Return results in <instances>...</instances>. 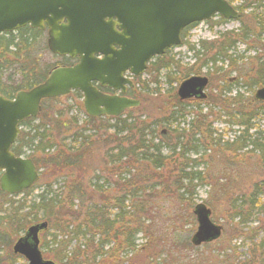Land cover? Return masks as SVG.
Returning a JSON list of instances; mask_svg holds the SVG:
<instances>
[{"label": "trees", "instance_id": "16d2710c", "mask_svg": "<svg viewBox=\"0 0 264 264\" xmlns=\"http://www.w3.org/2000/svg\"><path fill=\"white\" fill-rule=\"evenodd\" d=\"M230 1L235 2L236 0ZM237 8L241 13L238 19L242 24L241 32L231 31L228 33L233 36L224 35L223 42L214 46L217 53L206 62V65L211 62L212 66H215L219 56H227L226 49L233 45L237 38L241 37L247 42L249 36L256 37L255 33L258 36L264 34V0H241ZM244 18L251 19L253 26L249 27L247 24L243 26ZM226 22V19L219 17L212 24ZM29 31L26 28L18 34H0L1 93L4 92L1 87L3 75L9 68L8 63L14 61H27L29 65L34 66L33 81L31 79V82L24 83L25 85L30 87L43 81L47 71L43 72V65L40 64L41 56L30 55L35 49L37 36ZM197 52H200V49ZM166 54L156 57L147 72H151L154 66L159 67L160 70L171 69L170 62H166ZM213 69L207 73L210 81L213 79L212 74L217 76L218 72H225L223 67L217 68L216 66ZM192 73L194 72L188 74L187 77ZM227 75L223 73L222 78ZM166 78L171 81L176 79L169 74ZM221 80L220 92L209 93L205 99L185 100L174 95L175 109L172 113L174 120H177L179 115L187 116L190 111H185V109L196 106L194 104L199 102H205L207 108V111L200 107L189 113V116H192L189 122L190 127L179 132V139L175 144L164 141L168 133L158 134L150 126L144 125V122H141L140 126L134 123L135 117L132 111L139 110L141 105L118 117L86 116L85 125L80 127H77L79 120L73 117L74 125L70 130L73 133L69 136L73 140L69 143H61L64 135L61 131L62 124L56 126L57 133L54 134L50 126L46 127L45 120H43L45 115H43L39 130L22 135L19 144L15 147L17 154L29 151V155L40 169L38 184L36 188L25 191L17 203H10L8 209H1L0 212H5V215L0 217V221H4L0 226L4 225L6 232L16 236L26 229L27 225L38 222L42 218L48 222L42 246L52 259L60 262L59 264H118L122 253L132 250L134 252V249L139 246L136 243V235L145 231L143 221L134 222V213L145 211L149 213L152 206L149 204L158 198L157 193L153 194V191L148 193V198H145V187L149 183H153V188L155 179L165 180L167 185H163L164 189H167L168 183L173 184L176 195L180 198H184L187 193L194 197L196 188L206 185L210 186L215 194L221 193L218 195V201L224 199L228 203L232 213L227 224L236 221L240 226V231L246 227L254 232L248 240L252 242L257 239L254 243L255 258H252L249 264H253L255 259L258 260V264H264V234L261 237L258 235L257 225V228H250L247 225L248 223L254 224V220L260 221L256 219V216L264 213V100L257 99L254 93L252 96H246L238 91L234 83ZM253 84V88L264 86V64L254 75ZM156 91L160 89L156 88ZM73 94L81 98L80 93L74 92ZM192 101L194 103L189 104ZM213 107H218L219 113L217 114L226 117L225 122L238 128L234 130L233 138L217 139L214 137L216 131L204 130L206 117L214 115ZM260 108L262 109L258 112L253 111V109ZM215 119L218 120L219 117ZM155 124L159 125L160 122ZM63 126L66 127L64 124ZM208 127L211 129L210 126ZM101 129L105 132L102 133ZM133 129L137 130L134 135H132ZM100 132L105 143L114 145L113 148L105 151L107 170L111 172L108 166L113 170L116 167L121 174L118 176L121 181L116 184V187L124 192L123 196L111 197L110 195L115 190L108 189L105 193L109 195L103 196L104 203H101L93 201L87 193V188L83 186V183L78 184L77 181L70 184L67 190L66 183H64L62 188L65 187L66 191H62L61 188L54 190L52 186L56 182L42 185L44 172L47 170L55 172L63 169L74 170L85 165V159L92 155L94 147L99 144ZM201 134H204L206 144L200 143L201 138L197 135ZM207 136L212 140L210 146L216 145L217 147L210 152V160L206 159L209 153ZM159 138L160 140L156 141ZM194 155L196 157H193ZM216 155L224 160L220 167L215 165L216 161L222 162L215 158ZM135 163L139 167H134ZM120 164H126L127 168ZM131 169L135 171L132 173ZM99 174L96 175L94 181L97 189H93L92 193L97 190L104 191L105 185L107 188L114 185L110 176L106 179ZM99 180H101L100 184ZM38 187L41 188L40 192L34 198H29V195ZM67 194L66 199L70 201V204H65L69 209L64 217L70 218L71 225L59 212L66 202L63 198ZM74 200L81 203L80 205L77 203L75 210ZM87 200H90L89 203L84 204ZM56 214L60 216L57 220L55 219ZM61 218H63L62 222H60ZM156 219V216L152 217L153 221ZM162 219L168 223L172 221L165 213ZM5 237L8 236L2 235L0 243H7ZM121 238L123 242H119ZM192 248L198 249L199 247L193 246ZM222 252L225 251L222 250ZM223 256L226 259L222 264H238L236 259L235 262L230 263L232 258L228 253L225 252Z\"/></svg>", "mask_w": 264, "mask_h": 264}, {"label": "rangeland", "instance_id": "374dc122", "mask_svg": "<svg viewBox=\"0 0 264 264\" xmlns=\"http://www.w3.org/2000/svg\"><path fill=\"white\" fill-rule=\"evenodd\" d=\"M238 3H241V0L235 1L236 5ZM217 20V18H214L209 22L198 23L191 27L184 35L182 45L174 47L167 52L166 62H170L171 69L168 68V71L165 68L160 70L159 67L154 66L151 72L143 74L141 78L137 80L138 83L139 81H141V83L137 86L135 94L137 98L141 99V108L132 111L135 117L134 123L140 126L141 122H144V125L150 126L158 134L168 133L167 138L164 139L165 142L175 144L178 142L179 132L183 129H189V122L192 119V116H189L190 112L200 107L207 111L205 107L206 104L205 102L202 103V101L198 104H194L196 106L187 107L185 111H190L187 116L179 115L177 120L173 119L172 113L175 109L173 97L177 95L181 80L183 81L186 79L191 72H194L191 75H207V73L210 70L213 71V68L216 66L217 68L223 67L225 72H218V77L216 74H212L213 79L206 88L207 94L220 92L219 87L222 85L221 79L234 83L238 91L246 96H252L253 93L255 95L258 89L257 87L253 88V80L254 75L257 74L258 68L264 64V34L258 36L257 33H255L256 35L254 36L256 37L249 36L250 38L247 42L241 37L237 38V41L226 49L227 56H219L215 66H212L213 64L211 62L209 65H206V62L217 53L214 46L223 42L224 35L233 36L231 33H228L231 31L241 32L240 29L242 24L239 23L238 20H227L226 23L217 25L212 24L213 21ZM249 20L244 18L243 26L247 24L249 27H252L253 22L251 19ZM42 42V38L39 39V44L37 47L35 46V49L32 51L33 54L31 53L30 55L36 54V57L41 56L40 64L43 65V72L47 71L46 69L49 65L52 66L53 64H62L66 62L70 63L66 58L63 60L66 62H63L59 57L48 53L42 48L45 46ZM199 49L200 52H197ZM152 61H154V59H152ZM223 73L228 75L222 78ZM167 74L176 79L171 81L169 78H166ZM156 88H159L160 91H156ZM250 89H252V91H250ZM82 100L83 99L79 98L76 94L71 93L61 100V102L57 101L58 103H56L52 101V103L47 102L45 105V117L43 116V120L49 124L54 134L57 133L56 126L62 124L61 128L63 129H61V131L62 135L64 134L62 136L64 140L62 139L61 143H69L73 140L72 137L69 138L73 133V131H70L74 125L73 117L79 120L77 127L85 125L84 121L86 120V114L83 109ZM193 103L194 101L189 104ZM261 109L262 108L253 109V111L258 112ZM213 113L214 115L206 117L204 121L206 128L204 130L216 131L214 137H217V139L233 138L235 135L234 130L238 128L235 126L232 127L228 122H225L226 117L221 115L218 116V107H213ZM216 117H219V119L216 120ZM39 120L41 122V119ZM156 122H160V124L156 125ZM63 124L66 127H64ZM208 126H210L211 129H209ZM101 132L104 133L105 130L101 129ZM101 132L99 133V144L94 147L91 153L92 155L85 159V165L81 168H75L74 170L63 169L57 172L47 170L44 172L42 185L56 182V184L52 186L54 190L56 188H61L62 191H66L70 184L77 181L78 184L83 183V186L87 188V193L93 201H99L101 203H104L102 200L103 196L109 195L105 193L108 189L115 190V192L110 195L111 197L123 196L124 192L116 187V184L121 181L118 178L120 174L119 171H117L116 167L113 170L110 166L108 167L111 172L107 170L105 151L106 149L113 148L114 145L105 143ZM136 132L137 130L133 129L132 135ZM203 135L204 134L197 136L201 138L200 143L206 144ZM158 140H160V138L156 141ZM211 143L212 140L207 136V144L209 146V153L206 156L207 160L211 159L210 152H213V149H217L216 145L210 146ZM164 152L168 153L166 150H164ZM193 157L196 156L194 155ZM215 158L222 161H216L215 165L219 167L222 166L224 160L218 155H216ZM140 164L142 163L140 162ZM120 166L127 168L126 164H120ZM135 166L139 167L136 163L134 164V167ZM134 171V169H131L132 173ZM98 173L106 179L110 176V180L113 181L114 185H112L111 188H107V185H105L104 191L97 190V192L92 193L93 189H97L94 181ZM171 181V178H169V182ZM227 181L231 182V180ZM100 182L101 180H99V184ZM154 182L153 188V183H149L145 187V198H148V193H152V191L153 194L157 193L156 195L158 196L157 200L149 204H152L151 211L149 213L146 211L134 213V222L143 221L145 229L144 232H140L136 235V243L139 246L134 249V252L132 250L128 253H122V257L120 256L118 264H222L224 263L223 260L226 259L223 256L225 252L232 258L230 263L235 262L236 259L238 264H249L252 258H255L254 250L256 246L254 243L257 239H254L252 242L248 240L254 235V232L246 227L240 231V226L236 221L227 224L232 211L229 209L226 200L223 199L222 201H218V195L221 193L215 194L210 186L205 185L196 188L194 197L187 193L184 198H180L176 195L173 184L168 183V187L165 190L163 185L166 186L167 181L155 179ZM64 183H66L65 186H67L66 190L65 187L62 188ZM158 185L160 186L157 187ZM39 188L40 187L35 189L33 193L29 195V198H34L35 195L40 192L41 188ZM67 196L68 194L63 198L66 202L63 204V207L59 209V212L65 221L71 225L69 222L70 218L64 217V214H66L69 209L65 204H70V201L66 199ZM89 201L90 200L85 201L84 204H88ZM73 202L75 210L77 209V205L81 203L78 200H74ZM128 202L131 204L130 200H128ZM201 202L206 203L211 209L212 220L223 226V235L222 238H218L209 244L206 243L207 245L203 243L198 246V249H193L191 239L197 231L198 226L194 210L196 205ZM3 208H7V206L5 205ZM131 211H134V209H131ZM164 213L171 218L172 221L170 223L162 219ZM153 216L157 217L155 221L152 220ZM59 218L60 216L56 214L55 219L57 220ZM63 218H61L60 222H62ZM40 219L42 220V218ZM256 219H260V221L254 220V224L248 223L247 225L250 228L258 227V235L261 237L264 234V213L256 216ZM1 223H4V221H0V224ZM168 225H170V227H168ZM4 227V225L0 226V239L2 235H6ZM24 231L25 229L18 234V237L23 235ZM16 237L17 236L9 233L8 237H5L7 243H0V245H4L0 246V264H27L23 259L21 260L11 255V244ZM10 241L11 243H9ZM119 242H123V238H121ZM41 249L47 257H50L45 248L42 247ZM222 250L225 252H222ZM50 259L52 258L50 257ZM55 262L57 264L60 263L59 261ZM253 264H258V260L255 259Z\"/></svg>", "mask_w": 264, "mask_h": 264}, {"label": "water", "instance_id": "95a60500", "mask_svg": "<svg viewBox=\"0 0 264 264\" xmlns=\"http://www.w3.org/2000/svg\"><path fill=\"white\" fill-rule=\"evenodd\" d=\"M215 15L238 19L240 12L228 0H0V33L27 24L43 28L46 22L51 51L80 59L74 66L55 68L44 82L18 92L14 100L0 95L2 190L20 193L39 178L32 159L16 156L11 147L20 134L19 123L37 116L43 99L80 90L88 114L119 116L138 106L140 100L103 93L93 81L124 91L125 84L133 86L132 81L122 80L124 70L134 75L144 73L153 57L182 43L186 26ZM114 17L123 28L120 33L115 31ZM97 53L104 57L98 60ZM208 83L207 76H190L180 83L177 94L181 99L205 98ZM255 97L264 100V87L256 90ZM194 213L198 226L191 242L195 246L221 237L223 227L212 220V211L205 203H198ZM47 227L46 221L30 225L16 240L13 251L25 256L29 264H56L44 259L39 247V232Z\"/></svg>", "mask_w": 264, "mask_h": 264}, {"label": "flooded vegetation", "instance_id": "af4514ba", "mask_svg": "<svg viewBox=\"0 0 264 264\" xmlns=\"http://www.w3.org/2000/svg\"><path fill=\"white\" fill-rule=\"evenodd\" d=\"M108 20V18H107ZM113 22H115V31L120 33L123 31V28L120 26V24L118 23V19L116 17L113 18ZM62 22H59V24H61ZM64 23H67V19H64ZM28 28L32 34L36 35L37 36V40H36V47L37 45L39 44V39L42 38L43 42L42 44H45V46H43L42 48L45 49L48 53H51L52 55H55L56 57H59L62 61L66 58L68 61H70V63L66 62V61H63V62H66V63H62V64H53L52 66H48L47 67V72L46 74L44 75V78H43V81L41 82H44L47 77L49 76L50 72L52 70H54L55 68H58L60 66H72V65H75L76 63H78L80 61L79 57H76V58H72L70 56H67V55H59L57 53H54L51 51L50 47H49V31H50V27L49 25L44 22V27L41 28L39 26H32L31 24H27L21 28H18L16 29L15 31L13 32H8V33H13V34H18L21 30H24ZM191 28V25L190 26H187L183 29L182 31V36H184L186 34V32ZM3 34V33H2ZM116 49H119V46L118 45H115L114 46ZM172 49V48H171ZM104 57L103 54L101 53H97L96 54V58L98 60H101L102 58ZM60 61V62H62ZM9 64V68L7 69V71H5V74L3 75V80H2V84H1V87L3 89V93L0 92V95H2L4 98L8 99V100H14L17 93L20 92V91H25V90H30L31 88H33L35 85H32V86H28V85H25L24 83H29L31 82V79L33 81V77L35 75V69H34V66L33 65H29L26 62H18V61H14L12 63H8ZM122 80H127V79H132L133 81V87H131L130 85H125L123 88H124V91H122V89H119V90H115V89H111L107 86H102L100 84L99 81H93V84L94 86H96L101 92L103 93H108V94H111V95H118V96H128V97H132V96H135V93H136V80L138 77L134 76L129 70H124L122 72ZM40 83V82H39ZM75 92H78L81 94V91L79 90H76ZM68 95L70 94H66L65 96H61V97H57V98H49V99H43L41 101V111L40 113L37 115V116H31L29 118H26L24 119L22 122L19 123L18 125V128L20 129V134L17 138V140L12 144V147H11V151L16 155V156H20V157H23V158H30L32 159V157L29 155V151H26V152H23L21 154H17L15 152V147L16 145L19 144V141L22 137V135L24 134H27V133H30V132H35V131H38L39 129V126L42 124V122H40L39 119L42 118L43 115H45V105H46V101H61L63 100L65 97H67ZM48 113V112H47ZM36 122V123H34ZM46 123V122H45ZM46 127H49V124L46 123ZM33 161V159H32ZM34 162V161H33ZM35 163V162H34ZM37 167V165H36ZM4 171H1L0 172V206H1V209H8L9 208V205L10 203H17L19 199H21L23 197V194L26 190L20 192V193H12V192H8V191H4L2 190L1 188V177H2V174H3ZM39 177H40V171H39ZM38 182V181H37ZM35 183L31 189L33 188H36L37 184L38 183ZM7 206V208H3L4 206ZM0 209V211H1ZM3 215H5V212H0V217H2ZM31 224L27 225L25 231H24V234L26 233V230L27 228L30 226ZM42 231V230H41ZM41 231L39 232L41 234ZM8 232H6V236H8ZM17 237L13 240V243L11 244V255H13L14 257H17L19 259H23L24 261L27 262V264L29 263L28 260L26 259L25 256H23L22 254H17L13 251V247H14V244L16 242V240L20 237H18V235H16ZM41 238V237H40ZM42 242H43V239L41 238L40 240V249L43 247L42 246ZM11 243V241L9 242ZM8 243V244H9ZM0 246H4V245H0ZM43 253V258L44 259H48V257L45 256L44 252L42 251Z\"/></svg>", "mask_w": 264, "mask_h": 264}]
</instances>
